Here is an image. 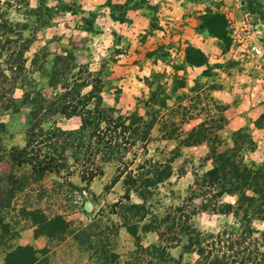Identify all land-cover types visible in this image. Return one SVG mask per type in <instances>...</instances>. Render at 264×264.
<instances>
[{
    "label": "rangeland",
    "instance_id": "obj_1",
    "mask_svg": "<svg viewBox=\"0 0 264 264\" xmlns=\"http://www.w3.org/2000/svg\"><path fill=\"white\" fill-rule=\"evenodd\" d=\"M247 43L262 47L261 58ZM64 80L86 82L80 95L93 89L109 108L106 115L135 124L144 138L132 142L129 132L100 124L103 139L95 135L75 155L74 136L57 139L63 168L28 180L7 199L2 179L28 168L8 161L10 150L25 145L31 105L23 104V94L51 99L64 91ZM53 124L72 131L80 121L55 115L40 126ZM211 150H232L236 162L264 168V0H0V264L19 258L16 264H157L155 252L139 249L151 245L163 248L171 264H196L195 252L184 250L186 237L167 232L169 221L159 220L168 213L177 220L172 208L181 207L201 235L239 232L238 218L203 212L200 198L187 200L194 175L211 167ZM152 163L168 177L160 182L148 173ZM140 190L149 192L144 201ZM234 199L223 195L214 204ZM126 204H143L155 215V231H143L148 213L129 221L136 227L131 236L120 218ZM35 209L60 216L62 233L34 236L29 215ZM249 225L252 240L264 232V220ZM25 246L32 250L28 258L8 255ZM100 251L116 259L103 261Z\"/></svg>",
    "mask_w": 264,
    "mask_h": 264
},
{
    "label": "trees",
    "instance_id": "obj_2",
    "mask_svg": "<svg viewBox=\"0 0 264 264\" xmlns=\"http://www.w3.org/2000/svg\"><path fill=\"white\" fill-rule=\"evenodd\" d=\"M210 34L215 33L211 28H207ZM214 35V34H213ZM25 41V40H24ZM26 47V46H25ZM195 53L201 55L199 52ZM187 63L193 66H199L202 61H193L186 58ZM65 81V80H64ZM50 86L55 89V78H50ZM62 92H54L51 99L44 98L41 93L33 92L30 94H23V104L28 103L31 105V111L27 115V126L25 131V145L20 149L10 150L11 158L9 163L16 168H23L21 172L13 177L7 175L2 180L8 182V190H5L3 196L9 199L16 189H22L27 186V181L32 180V183L40 180L42 177L55 173L63 168L62 152L56 144L57 139L74 136L76 144L71 150V155L79 153L83 148H89V140L96 136L103 139L99 134L100 124L104 125V130L112 129L129 132L132 138L142 141L143 135L137 137L138 127L135 125L131 128L125 125V119L122 117L111 118L103 111H109V108H103L99 99L94 96V90L88 91L86 94L80 95L79 90L87 86L86 82L66 83L61 84ZM91 105V108H87ZM103 112V113H102ZM55 115L62 116L65 120L72 117L79 118L80 124L76 130L64 131L53 124L48 129L43 130L40 126L52 120ZM150 126H146L149 129ZM87 135V144H83L82 137ZM111 139H108V141ZM98 144L100 143L97 141ZM131 142V143H132ZM71 146V144H70ZM43 149V151L41 150ZM109 149V147H108ZM86 150L84 149V153ZM234 151L228 150L225 153L216 154L214 151L211 153V167L199 175H194L192 187L195 188L192 192V197L187 200L200 198L203 202L200 204V210L203 212L210 211L217 215L230 214L237 220L239 232L235 231H222L217 234H203L196 232L188 223L190 217L188 212L184 211L181 207L172 208L175 212L179 213L177 220L173 217L170 218L168 213L164 218L159 220L160 223H167L165 226L167 232L177 229L178 233L184 235L187 244L184 246L186 252H195L198 256L196 264H264V252L261 250V245H264V232L259 233V237L252 240L254 230L250 227L252 220H264V168L260 169L255 166H247L235 161ZM87 153V152H86ZM10 157V156H9ZM109 157V156H108ZM108 157L106 159H108ZM144 165L140 166V171H143ZM160 165L155 163L147 167V171L152 172L158 181H163L168 177V172L162 169ZM146 173L138 174L135 183H139V178ZM1 181V179H0ZM115 180H113L114 182ZM140 185L141 180H140ZM140 189V188H139ZM138 190V189H137ZM137 190H134L136 192ZM137 195L142 201L145 200L149 192L140 190ZM223 195L234 197V203H222L216 206L214 201L220 199ZM124 209L120 218L122 225L131 236H136V227L129 224L133 219L142 220L148 213L143 204H126L119 206ZM29 215L32 220V225L35 226L34 236L45 235L48 238H53L62 233L65 228L63 219L58 216L48 218L44 216L40 210H32ZM156 216H152L148 221L149 224L144 226L145 232L155 231L157 228ZM181 220V221H180ZM176 221V222H175ZM154 225V226H152ZM4 228V226H1ZM161 238V234H158ZM176 240V238H172ZM105 241V239L103 240ZM205 241V245L202 242ZM89 245V242H86ZM235 246V247H234ZM140 251L146 252L152 250L155 252L157 264H171L173 258L164 252L163 248L158 246H148L146 249ZM32 251L30 247H16L9 256L29 257L28 252ZM103 261L113 262L116 259L115 254L109 253L105 256L101 252ZM32 257V253H31ZM21 258L18 262L21 263ZM12 263V264H16ZM29 261L27 264H31Z\"/></svg>",
    "mask_w": 264,
    "mask_h": 264
},
{
    "label": "built area",
    "instance_id": "obj_3",
    "mask_svg": "<svg viewBox=\"0 0 264 264\" xmlns=\"http://www.w3.org/2000/svg\"><path fill=\"white\" fill-rule=\"evenodd\" d=\"M233 33L236 34V31H234ZM250 34H251V36L253 35L252 33H250ZM248 48L250 49L253 56H255L257 58H261V56L263 55V49L259 45H255V44L249 45L248 44Z\"/></svg>",
    "mask_w": 264,
    "mask_h": 264
}]
</instances>
